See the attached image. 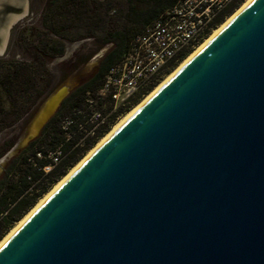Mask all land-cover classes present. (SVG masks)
<instances>
[{"label":"water","instance_id":"1","mask_svg":"<svg viewBox=\"0 0 264 264\" xmlns=\"http://www.w3.org/2000/svg\"><path fill=\"white\" fill-rule=\"evenodd\" d=\"M27 4L0 0V56ZM75 85L44 99L0 173ZM0 264H264V0H246L108 131L0 242Z\"/></svg>","mask_w":264,"mask_h":264},{"label":"trees","instance_id":"2","mask_svg":"<svg viewBox=\"0 0 264 264\" xmlns=\"http://www.w3.org/2000/svg\"><path fill=\"white\" fill-rule=\"evenodd\" d=\"M115 1L117 0H32L30 9L40 12L37 19L38 27L27 26L18 38V46L24 48L22 51L26 52L29 59L0 57L1 132L3 128L10 127L18 121L22 111L21 107L20 111L18 110V102L24 96L23 93L27 94L26 103L30 100L33 106L34 97L39 98L46 92L48 85L43 79L48 73V68L45 64L63 54L64 40L90 37L99 42L97 46L109 45L99 59L95 71L68 92L55 113L41 128L39 135L12 156L3 167L0 175V240L14 227L15 222L22 219L39 197L110 129L116 116L128 109L129 105L108 113L106 124L94 128L92 137L87 136L82 142H78L83 133L77 135L74 131L80 126L82 128L84 124L91 129L93 123H90L89 118L94 106L101 107L103 99L110 101L98 95L108 69L123 59L132 38L141 29L178 2V0ZM241 2L242 0L230 4L217 17L215 25L220 24ZM73 26L74 32L71 28ZM97 28L100 33L102 32V36H99L101 34L97 32ZM28 30L30 33L27 37ZM69 35H73V39H69ZM91 55L92 53L87 55L77 53L71 62V70L63 73L61 81L89 61ZM182 57L184 55L178 60ZM175 62H171V65ZM51 78L52 75L47 78L49 83L53 82ZM57 86L58 83L47 91L54 90ZM29 93L33 97H30ZM36 110L35 107L28 114L29 119L25 121L26 123ZM66 120L71 123L68 129L64 130L62 125ZM10 146L7 140L3 143L0 141V157ZM57 152L58 162L45 173L43 167L52 162L48 155Z\"/></svg>","mask_w":264,"mask_h":264},{"label":"built area","instance_id":"3","mask_svg":"<svg viewBox=\"0 0 264 264\" xmlns=\"http://www.w3.org/2000/svg\"><path fill=\"white\" fill-rule=\"evenodd\" d=\"M240 0H178L136 34L123 59L111 66L98 91L116 107H126L144 87L153 84L167 64L186 55L202 43L216 27L217 17L232 3ZM93 129L108 122V114L92 111ZM71 121L63 122L67 130ZM58 152L45 173L58 162Z\"/></svg>","mask_w":264,"mask_h":264},{"label":"rangeland","instance_id":"4","mask_svg":"<svg viewBox=\"0 0 264 264\" xmlns=\"http://www.w3.org/2000/svg\"><path fill=\"white\" fill-rule=\"evenodd\" d=\"M31 1L32 0H28V4H27V15L24 16L22 19H20L19 21H17L15 24H13L11 26V28L8 30V36H7V43H6V49H5V52L3 55H1L0 57H7V58H14V59H29V57L26 56V52H23L22 49H24L23 47H19L18 46V38L20 37V35L22 34L23 32V29H25L27 26L29 27H35L37 26L38 27V22H37V19L39 18V14L40 12L39 11H35L34 9L31 10ZM118 1H121V0H117L115 2H118ZM126 1V0H124ZM245 0H242L241 3H239L228 15H226L224 17V19L222 20V22L220 24H218L214 29H216L219 25H221L230 15H232L236 9H238V7L244 2ZM34 7H36V4L33 5ZM38 6V5H37ZM40 10V8L38 9ZM72 28V32H74V29L75 28L74 26L71 27ZM97 32L100 33V30L99 28H97ZM29 30L26 32L27 34V37L29 35ZM212 33V32H211ZM101 35L99 36H102V32L100 33ZM69 39H73V35H69L68 37ZM100 39V38H99ZM99 42H97V40L93 39V38H84V39H80V40H64V52L61 56L53 59L50 63L48 64H45V67L48 68V73H46V80L45 78L43 79V81H45V83L48 85L47 86V89H49L51 87V89L54 87V85H56L58 83V86L62 83H64L66 80H68L70 77H73L75 82H76V85L77 86L80 82H82L83 80H85L86 78H88L96 69V66L98 64V61L99 59L97 60V63H95V65H92L91 64V58L89 59V61H87L86 63H84L83 65L79 66L76 70H74L73 72L74 73H70L65 79H63L61 81V77L63 75L64 72H69L71 70V62L72 60L74 59L75 55L77 53L79 54H89V53H92V57L99 51L105 49V51L103 52V54L106 52L107 48L109 47V45H104V46H97ZM192 51H190L189 53H187L186 55H184V57H182L180 60H176V62L171 65V63L167 64L166 66L163 67L162 71H161V75L158 77V79L156 81L153 82V84H150L149 86L147 87H144V89L141 91V93L139 94V96L135 97V99L133 100L132 103L129 104V107L126 111L122 112V113H119L117 116H116V119L114 121V124L111 125L110 129L108 131H110L112 129V127L120 120L122 119L134 106H136L138 103H140V101H142L144 99L145 96H147L162 80H164V78L169 74L171 73L179 64L180 62H182V60H184ZM52 75V78L51 81L52 83H49V76ZM48 78V79H47ZM59 81V82H58ZM42 82V79L40 81V83ZM57 86V87H58ZM74 86V87H75ZM73 87V88H74ZM46 89V92L42 93L39 98H35V105L32 106L33 103L30 102L29 100V103L27 102L26 103V99H27V94L26 93H23V97L19 100L18 102V110L20 111V107L22 108V111L21 112V115L18 119V121H16V123L10 127H5L2 129V131L0 132V141L1 143H3L4 141H8V143H10V148L9 150L12 148V146L18 141L20 135L22 134L23 130L25 129L27 123L29 121H27V123L25 122L26 120H28V114L36 107L38 108L39 105L44 101V99L53 91V90H50V91H47ZM72 89V88H71ZM70 89V90H71ZM49 92V93H48ZM30 94V93H29ZM30 97H33L32 94L29 95ZM37 97V96H36ZM99 98V97H98ZM41 99V100H40ZM101 99V98H100ZM102 100V99H101ZM28 101V100H27ZM96 103L98 102V100L96 99L95 100ZM8 108L9 106L6 105ZM126 108V107H125ZM98 111L100 113H102L103 115H107L108 113H112L114 111H117L118 107H116L113 103H111L110 101L108 100H105L103 99L102 100V106L99 107L98 105L94 106V111ZM124 109V107H123ZM107 112V114H105ZM2 119V118H0ZM31 119V118H30ZM25 122V123H24ZM91 123V122H90ZM22 127V128H21ZM91 129H88L85 124L83 125V127L81 128L78 127V129L76 131H74V133H76L77 135L80 133H83V136L79 139L78 142H82V140L89 136V137H92L91 135ZM108 131L106 133H108ZM105 133V134H106ZM104 134V135H105ZM73 135V134H72ZM103 135V136H104ZM102 136V137H103ZM100 137V138H102ZM97 139L96 142L94 143V145L90 148L92 149L96 143L100 140ZM88 149L84 154L83 156L80 158L82 159L86 154L87 152L90 150ZM7 150L1 157L0 159L9 151ZM59 155V154H57ZM54 153H52V155H48V157H54ZM12 157V156H11ZM11 157L7 158L6 160L8 161ZM79 159V160H80ZM78 160V161H79ZM7 161H5V164L7 163ZM78 161L72 165L71 167H69V169L66 171V173L64 175H62L55 183H53L45 193H43L39 199L41 197H43L46 193H48L52 188L53 186L61 180V178L63 176H65L69 170L74 167ZM5 166V165H4ZM3 166V167H4ZM3 167H2V170H3ZM2 173V171H1ZM0 173V175H1ZM39 199L36 201V203L39 201ZM36 203L32 206L34 207L36 205ZM31 207V208H32ZM30 208V209H31ZM29 209V210H30ZM28 210V211H29ZM27 211V212H28ZM26 212V213H27ZM25 213V214H26ZM24 214V215H25ZM24 217V216H23ZM19 221V220H18ZM17 221V222H18ZM15 222L13 224V226H15V224L17 223ZM12 226V227H13ZM10 230V229H9ZM9 230L7 231V233L9 232ZM6 233V234H7ZM5 234V235H6ZM4 235V236H5ZM3 236V237H4ZM2 237V238H3Z\"/></svg>","mask_w":264,"mask_h":264},{"label":"bare ground","instance_id":"5","mask_svg":"<svg viewBox=\"0 0 264 264\" xmlns=\"http://www.w3.org/2000/svg\"><path fill=\"white\" fill-rule=\"evenodd\" d=\"M246 1V0H245ZM244 1V2H245ZM244 2L238 7V8H240L243 4H244ZM237 10V9H236ZM235 10V11H236ZM231 16V15H230ZM229 16V17H230ZM220 27V25L216 28V29H214L213 31H212V33H210L209 34V36L202 42V43H204L211 35H213L214 34V32L218 29ZM202 43H200L196 48H194L193 50H192V52L189 54V55H191ZM188 55V56H189ZM187 56V57H188ZM186 57V58H187ZM185 58V59H186ZM184 59V60H185ZM184 60H182V62L184 61ZM182 62H180V64L171 72V73H169L165 78H164V80H162L157 86H159L161 83H163L174 71H176L177 70V68L182 64ZM156 86V87H157ZM155 87V88H156ZM154 88V89H155ZM146 97V96H145ZM144 97V98H145ZM141 102V101H140ZM139 104V103H138ZM137 104V105H138ZM136 105V106H137ZM136 106H134L128 113H130ZM127 113V114H128ZM126 114V115H127ZM125 115V116H126ZM124 116V117H125ZM123 117V118H124ZM122 118V119H123ZM122 119H120L113 127H112V129L122 120ZM107 134V133H106ZM105 134V135H106ZM105 135L96 143V145L92 148V149H90L88 152H87V154L82 158V159H80L79 161H78V163L74 166V167H72L70 170H69V172L65 175V176H63L62 178H61V180L60 181H58L54 186H53V188L48 192V193H46L43 197H41L40 199H39V201L36 203V205L34 206V207H32L25 215H24V217H22V219H20L16 224H15V226L0 240V242L7 236V235H9L12 231H14L20 224H21V222L47 197V196H49L67 177H68V175H70L85 159H86V157H88V155H90V153L100 144V142L102 141V139L105 137Z\"/></svg>","mask_w":264,"mask_h":264}]
</instances>
